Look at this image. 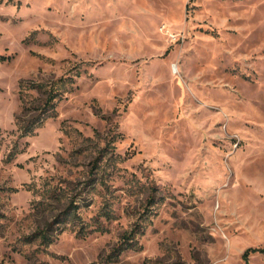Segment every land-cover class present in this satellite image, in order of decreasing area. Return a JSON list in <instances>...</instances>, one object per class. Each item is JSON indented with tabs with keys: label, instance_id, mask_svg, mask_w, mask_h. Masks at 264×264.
<instances>
[{
	"label": "rangeland",
	"instance_id": "rangeland-1",
	"mask_svg": "<svg viewBox=\"0 0 264 264\" xmlns=\"http://www.w3.org/2000/svg\"><path fill=\"white\" fill-rule=\"evenodd\" d=\"M68 77L23 136L20 93ZM248 248H264V0H0V264Z\"/></svg>",
	"mask_w": 264,
	"mask_h": 264
},
{
	"label": "trees",
	"instance_id": "trees-1",
	"mask_svg": "<svg viewBox=\"0 0 264 264\" xmlns=\"http://www.w3.org/2000/svg\"><path fill=\"white\" fill-rule=\"evenodd\" d=\"M74 82L75 81L69 79V77L66 79L60 78L59 80L53 81L47 85L46 89H43V91H41V89L36 86L37 90L41 92L42 96L40 95L34 99H30L27 97V95H21L20 93L19 99L21 101L23 113H32L27 119L23 120V123L20 125V130L23 136L33 134V131L37 125L42 124L48 118L54 117L56 115V107L58 102L64 98L66 92H70L72 90V88H68L67 85L69 84L70 86ZM38 86L42 87L43 85L39 84ZM40 236L45 239V232H41ZM125 237L128 239L132 238L128 236ZM127 246L130 247L131 245ZM254 252L264 254V248H248L243 253V259L246 260V264L248 256Z\"/></svg>",
	"mask_w": 264,
	"mask_h": 264
}]
</instances>
